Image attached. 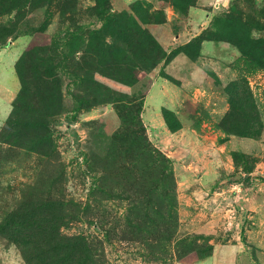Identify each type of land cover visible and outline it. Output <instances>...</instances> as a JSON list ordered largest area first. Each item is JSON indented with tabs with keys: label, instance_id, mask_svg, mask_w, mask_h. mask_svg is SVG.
<instances>
[{
	"label": "rangeland",
	"instance_id": "obj_1",
	"mask_svg": "<svg viewBox=\"0 0 264 264\" xmlns=\"http://www.w3.org/2000/svg\"><path fill=\"white\" fill-rule=\"evenodd\" d=\"M0 264H264V0H0Z\"/></svg>",
	"mask_w": 264,
	"mask_h": 264
}]
</instances>
